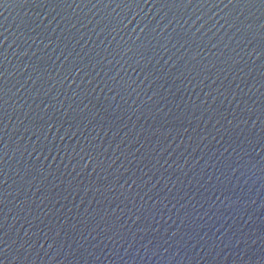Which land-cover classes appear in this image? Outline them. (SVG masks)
<instances>
[{"label": "water", "instance_id": "obj_1", "mask_svg": "<svg viewBox=\"0 0 264 264\" xmlns=\"http://www.w3.org/2000/svg\"><path fill=\"white\" fill-rule=\"evenodd\" d=\"M0 264H264V0H0Z\"/></svg>", "mask_w": 264, "mask_h": 264}]
</instances>
